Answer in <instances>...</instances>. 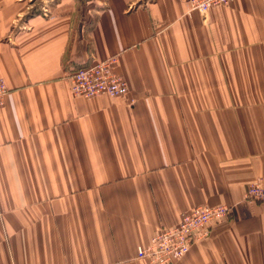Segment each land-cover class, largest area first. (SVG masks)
<instances>
[{"label": "crops", "instance_id": "1", "mask_svg": "<svg viewBox=\"0 0 264 264\" xmlns=\"http://www.w3.org/2000/svg\"><path fill=\"white\" fill-rule=\"evenodd\" d=\"M39 1L0 0V264H152L199 205L231 213L175 264H264V0ZM113 56L125 95L72 93Z\"/></svg>", "mask_w": 264, "mask_h": 264}, {"label": "built area", "instance_id": "2", "mask_svg": "<svg viewBox=\"0 0 264 264\" xmlns=\"http://www.w3.org/2000/svg\"><path fill=\"white\" fill-rule=\"evenodd\" d=\"M234 0H189V10L206 13L212 6L231 4ZM48 15V10H44ZM118 59L113 56L99 60L95 64L78 68L71 74V91L76 96L92 98L101 94L119 97L128 92L127 81L116 71ZM8 86L0 77V107L4 104ZM246 199L264 201V179L252 182L247 191ZM231 213L225 205H199L183 214L178 225L162 230L152 244L146 248L139 247V257L148 258L152 264H175L190 250L191 244L207 238L210 227L223 220Z\"/></svg>", "mask_w": 264, "mask_h": 264}, {"label": "rangeland", "instance_id": "3", "mask_svg": "<svg viewBox=\"0 0 264 264\" xmlns=\"http://www.w3.org/2000/svg\"><path fill=\"white\" fill-rule=\"evenodd\" d=\"M42 1H43V0L39 1L40 5H39L37 8H40V7L43 8V7H44V6H42V5H43V4H42ZM34 10H35V8H34Z\"/></svg>", "mask_w": 264, "mask_h": 264}]
</instances>
